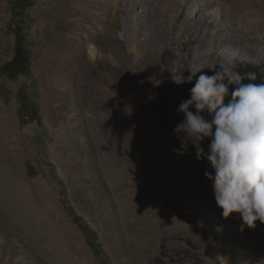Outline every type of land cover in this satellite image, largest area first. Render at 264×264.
I'll list each match as a JSON object with an SVG mask.
<instances>
[{"label": "rangeland", "instance_id": "1", "mask_svg": "<svg viewBox=\"0 0 264 264\" xmlns=\"http://www.w3.org/2000/svg\"><path fill=\"white\" fill-rule=\"evenodd\" d=\"M111 1L0 0V70L19 45L30 58L28 72L14 80L0 72V110L16 128L20 177L2 187L7 204L0 203V260L99 264L60 201L59 179L73 208L97 233L108 264H130L135 256L126 251L133 244L136 252L139 241L150 243L155 256L176 264H264V224L258 221L255 229L242 230L238 215L225 219L205 176L206 171L214 174L208 161L197 160L192 146L177 155L173 148L180 142L173 130L174 139L169 136L159 144L160 133L148 137L146 127L151 117L176 116L172 108L190 97L201 73L182 84L173 76L190 75L193 62L209 76L221 65L228 68L223 57L229 45L234 46L233 58L239 51L247 53L251 46L243 43L232 23L236 29L242 25L227 17L226 4L208 9L204 20L194 17L198 5L193 0L189 5L176 0L179 17L165 23L161 0H142L135 14L142 26L131 44L123 36L128 0H120L117 24L111 20ZM85 15L90 18L78 22L79 29L71 23ZM153 24L160 26L163 37H149ZM114 26L117 37H102ZM218 30L228 42L219 41L220 51H205L209 57L197 59L196 48L215 38ZM91 50L107 83L114 86L110 104L90 99L77 71L81 54ZM251 56V61L240 58L241 65L232 70L243 77L251 68L256 83H264V62ZM33 106L40 121L34 119ZM123 134L127 139L118 146ZM208 144L205 140L202 145L205 152ZM26 163L35 177L28 175Z\"/></svg>", "mask_w": 264, "mask_h": 264}, {"label": "clouds", "instance_id": "2", "mask_svg": "<svg viewBox=\"0 0 264 264\" xmlns=\"http://www.w3.org/2000/svg\"><path fill=\"white\" fill-rule=\"evenodd\" d=\"M202 69L193 62L186 78L173 76L182 84L201 73L190 97L178 107L184 119L173 130L180 142L173 151L183 156L194 147L197 160H207L214 170L205 176L213 184L223 217L236 214L243 221L242 230L255 229L258 221L264 224V83H256L255 73L242 77L233 67L221 65L211 76ZM230 86H235L231 93ZM205 140L207 152L202 146Z\"/></svg>", "mask_w": 264, "mask_h": 264}, {"label": "bare ground", "instance_id": "3", "mask_svg": "<svg viewBox=\"0 0 264 264\" xmlns=\"http://www.w3.org/2000/svg\"><path fill=\"white\" fill-rule=\"evenodd\" d=\"M89 1L95 2V0H89ZM141 1L142 0H128L129 16L128 19H126L124 22L123 36L128 37V41H130L131 44L134 40L133 37H136L138 35V32L142 26L141 18L135 16L137 11L136 6L137 4H140ZM177 1L161 0L162 2L161 4L164 5L165 8L164 17H163V21L165 23L169 20V17L178 19L179 16L177 13L178 12ZM185 1H187V5H189L191 0H185ZM193 2L194 5H198V7H196L194 11H192L194 17L195 16L199 17V15H202L203 16L202 20H204L207 11H209L208 9H211L213 6L216 5L217 7L215 8L217 10H220L222 9L223 5L226 4L227 6L225 8L227 9L225 14L227 15V17H229L230 15L234 16L232 18L235 19L236 23H240L242 25V27L236 29L235 22L232 23V25L234 26V30H237L240 33V37L243 39V43L250 45L251 48L247 49V53L239 51V53H237L238 56L233 58L231 57V54L234 53V46L229 45V47L225 49V53H226L225 58L223 57V60L224 62H226L228 68L233 67V69H235L236 67L240 66L241 61L239 59L243 58V56H245L247 60L251 61L252 60L251 55H255L264 62V0H204L202 3L193 0ZM109 4L110 7L112 8V11L110 13L111 20L115 24H117L116 20L119 17L118 15L119 12L122 11L121 10L122 4L120 3V0H113ZM186 8H189V6ZM148 13L149 12L145 11L144 14L147 16ZM219 15L220 14H218V16ZM76 16H80L79 12L78 14L76 13ZM84 18L85 21L83 20ZM84 18L81 20L80 19L79 20L76 19L75 21L73 20V22L71 23L76 28H78L79 26L77 25V23L80 21L86 23L87 19L90 18V15H85ZM215 21H217L216 17H215ZM244 26H247L248 30H244L243 29ZM82 27H83L82 31H86V32L88 31L86 27H84V25H82ZM159 27H160L159 25L153 24L151 31L152 33L150 34L149 37H159L161 34L162 35L160 37H163V33L159 30ZM109 32H111L110 36H109ZM92 37H96V36H92ZM102 37H117L116 26H114L112 31H108L107 35L106 33L102 34ZM213 37L215 38L201 42V44L196 48L197 59L202 60L208 58L209 53L205 54V51H209L211 49H213L212 51L215 52L220 51L221 49L217 47L219 41H223V43L228 42V38H227L228 36L225 34L223 35L220 32V30H218L217 34ZM260 47H263V49H261ZM129 52L132 54L134 51L131 48ZM227 58H229L230 61L227 60ZM76 62L77 61H75V63ZM78 62L79 64H77V71L82 73L83 80L85 81L84 89L88 90L90 99H95L100 103L105 102L107 104H110L112 102L111 98H113L114 95V86L112 84L107 83L105 75L100 69L99 57L96 55V53L93 50L88 52L86 51L85 53L81 54L80 61L78 60ZM185 66L188 67L187 61L185 62ZM244 67L246 68L247 66ZM246 72L247 74L252 73L251 68H247ZM185 73L186 76L184 75L183 78L181 79H184V77L186 78L187 75L189 74L188 72ZM181 102L178 101L175 108H172L175 109L176 111V116L173 115L172 119L167 118L165 115H162L160 117L158 116L159 118L158 117L150 118L151 122L148 126H146L149 127L148 137L160 133L161 138L158 137L159 140L161 139L159 141V144H163V142H165L167 138H169V136L174 139L175 136H173V134H170V132L171 130H174V128L184 119L183 114H181L178 111V107ZM165 108L163 107V109ZM0 120H1L0 122V203L3 206H6L7 203L5 201H4L5 204L2 202V193L4 191L2 187L6 183V180H10L13 183H17L19 182L20 177L18 170V154H17V145H16L17 136L15 134L16 128L14 125L10 126L8 123H6L8 120V114L3 112L2 110H0ZM118 136L119 138L117 140V144L118 146H121L122 142L126 140L127 137L125 134ZM213 196H214V191H212V197ZM9 207H10V209H8L9 214L13 217L14 212L13 209L11 208L12 205ZM137 224L139 225V223ZM129 247L130 249L126 248L127 249L126 252L129 255L135 256V258L132 256L133 260L130 262V264H176L169 258L164 259L162 257L159 258L157 255L155 256L156 253L154 251H156V249H154L153 246L146 241L138 242L139 248L136 252H134L135 246H133V244L130 245ZM0 262L1 264H6V261H2V259L0 260Z\"/></svg>", "mask_w": 264, "mask_h": 264}, {"label": "trees", "instance_id": "4", "mask_svg": "<svg viewBox=\"0 0 264 264\" xmlns=\"http://www.w3.org/2000/svg\"><path fill=\"white\" fill-rule=\"evenodd\" d=\"M29 53L25 48H22L20 45L16 49V54L14 55L13 59L4 65L0 72L2 76L7 77L11 80L16 79L17 76L21 74H25L28 72L29 68ZM32 113L35 114V120L40 121L38 108L36 106L32 107ZM21 124H26L24 116L19 114ZM26 170L30 177H35L36 174L34 173L31 165L26 163ZM59 185L62 186V191L60 192V201L62 202L64 208L66 209L69 217L73 220V222L77 225L80 232L83 234L85 242L95 259L99 262V264H108V257L105 255V252L102 250V246L98 241L97 233L95 230L87 223V221L81 217L76 210L71 205L68 192L65 189L64 184L57 179ZM61 182V183H60Z\"/></svg>", "mask_w": 264, "mask_h": 264}]
</instances>
